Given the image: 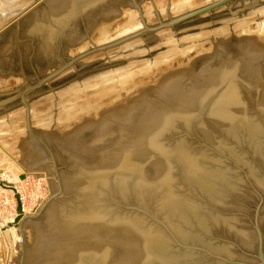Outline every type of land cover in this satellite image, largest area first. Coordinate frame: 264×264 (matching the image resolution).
<instances>
[{
	"label": "water",
	"instance_id": "water-1",
	"mask_svg": "<svg viewBox=\"0 0 264 264\" xmlns=\"http://www.w3.org/2000/svg\"><path fill=\"white\" fill-rule=\"evenodd\" d=\"M233 1L61 0L21 39L39 80L84 49L141 28L94 49L175 27ZM238 64L214 67L180 105L153 112L118 157L63 170L66 192L48 197L37 214H23L15 186L0 181L17 199L18 264L27 256L24 222L49 203L50 264H264L262 80L235 85ZM24 105L27 130L44 144Z\"/></svg>",
	"mask_w": 264,
	"mask_h": 264
},
{
	"label": "rangeland",
	"instance_id": "rangeland-1",
	"mask_svg": "<svg viewBox=\"0 0 264 264\" xmlns=\"http://www.w3.org/2000/svg\"><path fill=\"white\" fill-rule=\"evenodd\" d=\"M49 1L0 0V181L15 186L27 214L39 211L51 195L66 192L63 170L74 162L102 164L118 157L153 112L180 105L189 89L205 86L216 66L237 60V86L243 81L255 87L260 74L258 101L264 102V0H236L174 28L94 49L142 28L135 30L72 55L38 80L21 35L53 8ZM24 101L30 126L44 144L27 130ZM16 208L11 188H0L3 264L19 260L18 227L12 223ZM24 229L25 264H50L49 205Z\"/></svg>",
	"mask_w": 264,
	"mask_h": 264
},
{
	"label": "bare ground",
	"instance_id": "bare-ground-1",
	"mask_svg": "<svg viewBox=\"0 0 264 264\" xmlns=\"http://www.w3.org/2000/svg\"><path fill=\"white\" fill-rule=\"evenodd\" d=\"M55 1H56V0H50V1H49V3L52 4L51 6H53V8L56 7V6H58V5L60 4V2H61V0L58 1V2H55ZM51 8H52V7H51ZM261 8H262V7H261ZM48 9H49V8H48ZM263 10H264V8H263ZM13 11H14V10H13ZM13 13H14V12H13ZM167 28H174V27H167ZM162 29H166V28H162ZM162 29H159V30H162ZM159 30H157V31H159ZM154 32H155V31H154ZM226 34H227V33H226ZM135 40H136V39H135ZM175 51H176V50H175ZM177 56H178V55H177ZM98 57H99V56H98ZM164 60H165V59H164ZM140 63H141V62H140ZM133 65H134V63H133ZM146 66H147V65H146ZM143 67H144V66H143ZM144 68H145V67H144ZM144 68H143V69H144ZM139 69H142V66H140ZM139 69H138V67L135 69V71H136V70L138 71V72H135V74L139 73V71H140ZM159 70H160V69H159ZM128 73H129V74H130V73H133V69H132V72H131V71H128ZM133 74H134V73H133ZM131 75H132V74H131ZM126 78H127V77H126ZM121 80H122V79H121ZM112 87H113V86H112ZM101 90H102V92H105L106 88H105V87H102V88L100 89V91H101ZM100 91H99V92H100ZM108 91H109V90H108ZM122 98H123V97H122ZM108 102H109V101H108ZM25 172H26V171H25ZM25 172H24L23 174H24L25 177H26V173H25ZM24 179H25V178H24ZM19 180H23V179H20V178H19ZM2 189H3V188H2ZM45 200H46V199H44V200L41 202V205H39V208L42 206V204H43V202H44ZM49 204H50V203H49ZM49 204H48V205H49ZM46 206H47V205H46ZM46 206H45V207H46ZM45 207H44V209H42L43 211L45 210ZM36 208H37V207H36ZM39 208H38V209H39ZM39 210H40V209H39ZM35 212H36V213H34V214H37L38 211L35 210ZM25 213H26V210L23 209V214H25ZM34 214H31V215H34ZM28 220H29V219H28ZM28 220H27V221H28ZM27 221L24 222V227H25V223H26ZM17 227H18V228H17ZM16 228H17V229H16V232H15V233L17 234V241H16L17 244L15 243V244H16V246H15L16 251H15V252H18V254H19V251H20V245H21V231H20L19 226H16ZM18 230H19V231H18ZM25 236H26V233H25ZM25 239H26V237H25ZM18 254H17V258L15 257L16 261L18 260V256H19ZM15 256H16V254H15ZM12 264H13V262H12Z\"/></svg>",
	"mask_w": 264,
	"mask_h": 264
},
{
	"label": "built area",
	"instance_id": "built-area-1",
	"mask_svg": "<svg viewBox=\"0 0 264 264\" xmlns=\"http://www.w3.org/2000/svg\"><path fill=\"white\" fill-rule=\"evenodd\" d=\"M6 201H8V198H6ZM15 216H12V218L14 219ZM11 218V219H12ZM2 257V256H1ZM5 263V262H4ZM0 264H3V262L0 261Z\"/></svg>",
	"mask_w": 264,
	"mask_h": 264
}]
</instances>
